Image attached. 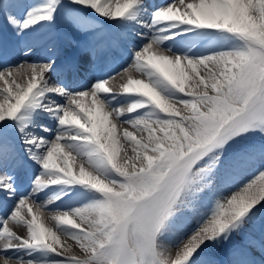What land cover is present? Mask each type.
Instances as JSON below:
<instances>
[{
	"label": "snow or ice",
	"instance_id": "obj_1",
	"mask_svg": "<svg viewBox=\"0 0 264 264\" xmlns=\"http://www.w3.org/2000/svg\"><path fill=\"white\" fill-rule=\"evenodd\" d=\"M0 21L26 58L0 69L4 264H264V0H0ZM105 29L142 77L119 93L81 82Z\"/></svg>",
	"mask_w": 264,
	"mask_h": 264
},
{
	"label": "bare ground",
	"instance_id": "obj_2",
	"mask_svg": "<svg viewBox=\"0 0 264 264\" xmlns=\"http://www.w3.org/2000/svg\"><path fill=\"white\" fill-rule=\"evenodd\" d=\"M172 2V0H159L158 2H156L157 4L160 3H169ZM8 33V32H7ZM8 46L12 49V55L11 57H9L7 60H3L0 61V69L7 71L10 68H13L16 65L19 64H23L25 62V57L20 53V48L23 47L22 44L17 45L15 43V41L12 39L10 33H8ZM130 50V48H129ZM76 55V59H80L81 58V54L79 53H74ZM44 60H46L45 56H40L38 58H36L35 56H31L27 58L28 63H41ZM47 61V60H46ZM131 61L128 58L127 53L125 54V56H123V58L121 59L120 62H118L116 65L111 66V68H105L102 72L101 75L96 74L95 71L97 69L96 68V64L95 62L92 63L91 60L89 61V63L84 64L82 69H81V73H83L84 77H86V79L84 81H81L82 83H87L90 80H93L97 77H104L107 78L108 76H112L114 77V79L109 80V84L108 87H110L112 89V91L114 93H119L121 92V85L123 83L126 82V80L128 79L129 76H131L132 78H142L140 76V73L132 71L131 69H129V71L127 73H124L122 71L123 68L127 67L128 64H130ZM26 71L25 68H20L17 71H14L13 75L15 77V79L20 82L23 83L24 82V72ZM17 72L19 74H17ZM30 74V73H29ZM50 79H55L53 78V76ZM3 87V82L0 81V88ZM116 107H120V108H125L126 107V102L121 99L119 103H117L115 105ZM182 109V106H178ZM114 123L117 124L118 129L122 130L124 128H128L129 131H133V129H131L127 124H123L120 121H113ZM139 135V134H138ZM124 145V149L128 150V154L131 155L130 152V147L126 142H123ZM124 156V150L121 151V157ZM236 190V189H235ZM57 214L55 211L52 210V208H49L48 210L45 209H41L39 215L41 217V220L43 223H45L48 226H51L52 221L50 220V216ZM9 227H11L14 231H16L19 235H25V230L23 228H19L13 224H10ZM61 241L65 246H70L71 247V251L66 252L65 255L71 256L73 254L78 255V256H82L83 254L80 252L78 246L75 245V242L67 239L65 237H61ZM9 256H13V254L11 252H9L8 254ZM0 264H4V256L2 254H0ZM8 264H16V260L15 258L9 259Z\"/></svg>",
	"mask_w": 264,
	"mask_h": 264
},
{
	"label": "rangeland",
	"instance_id": "obj_3",
	"mask_svg": "<svg viewBox=\"0 0 264 264\" xmlns=\"http://www.w3.org/2000/svg\"><path fill=\"white\" fill-rule=\"evenodd\" d=\"M228 196V195H227ZM175 249L173 248V253H174Z\"/></svg>",
	"mask_w": 264,
	"mask_h": 264
}]
</instances>
